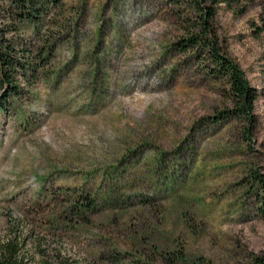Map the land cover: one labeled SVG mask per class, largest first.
<instances>
[{"label":"rangeland","instance_id":"1","mask_svg":"<svg viewBox=\"0 0 264 264\" xmlns=\"http://www.w3.org/2000/svg\"><path fill=\"white\" fill-rule=\"evenodd\" d=\"M59 2L34 30L0 0V51L38 70L0 109V245L25 264L264 254L251 190L264 177V0ZM206 8L208 39L256 94L250 124L229 113L210 54L179 46Z\"/></svg>","mask_w":264,"mask_h":264},{"label":"trees","instance_id":"2","mask_svg":"<svg viewBox=\"0 0 264 264\" xmlns=\"http://www.w3.org/2000/svg\"><path fill=\"white\" fill-rule=\"evenodd\" d=\"M60 0H12V7L17 10L16 16L20 23L33 26L36 29V22L45 13L48 6L59 4ZM201 1V0H200ZM227 4H234L237 0H224ZM201 5H198L200 7ZM202 7V6H201ZM208 11L200 15V23L196 27L197 31L190 34L186 39H181L179 46L186 52L191 48L207 51L214 65L215 75L218 76L227 87L230 98L233 101L234 108L229 112L232 117L240 122H252L253 104L256 100L254 90L247 84L242 72L224 55H221L213 42L208 39L209 20L213 13ZM32 27V28H33ZM1 45V43H0ZM5 52L0 51V88L3 91L0 95V109L6 110L9 99L21 94V84L17 81V75H20L24 81H28L31 76H36L38 70L34 64L21 60L23 50H19L14 45L4 44ZM1 49V48H0ZM37 63L43 60L37 58ZM29 84V83H28ZM30 85V84H29ZM257 177V176H256ZM251 190L258 199V213L264 219V177L255 178ZM76 213L84 214L85 207H75ZM88 209V207H87ZM18 249L14 244L0 245V264H25L21 258H18ZM251 264H264V254L252 257Z\"/></svg>","mask_w":264,"mask_h":264}]
</instances>
